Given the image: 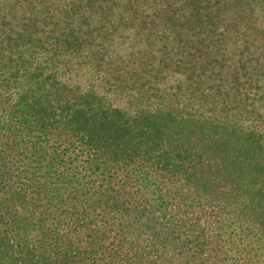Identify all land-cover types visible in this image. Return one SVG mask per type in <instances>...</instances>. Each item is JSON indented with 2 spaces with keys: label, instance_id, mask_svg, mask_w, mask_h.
Here are the masks:
<instances>
[{
  "label": "trees",
  "instance_id": "obj_1",
  "mask_svg": "<svg viewBox=\"0 0 264 264\" xmlns=\"http://www.w3.org/2000/svg\"><path fill=\"white\" fill-rule=\"evenodd\" d=\"M209 206L264 255V0H0V264L186 262Z\"/></svg>",
  "mask_w": 264,
  "mask_h": 264
},
{
  "label": "rangeland",
  "instance_id": "obj_2",
  "mask_svg": "<svg viewBox=\"0 0 264 264\" xmlns=\"http://www.w3.org/2000/svg\"><path fill=\"white\" fill-rule=\"evenodd\" d=\"M206 209L210 217L209 223L206 224V227H209L210 243L202 255L192 254L193 257L189 256L186 262L176 259V255L173 258L176 260L168 262L166 259H155L154 263H150V257L154 258L156 255L151 254L146 236L135 246L130 240L124 244L115 231L103 236L86 232L73 234L68 231L69 225L65 223L59 231L57 241H53L60 247H67L72 243L74 251L71 252H79H68L71 254L70 264H123L124 258H127L129 264H135L134 261L139 264H264V255L255 251V247L250 243L252 237L239 230L235 218L222 212H218L214 217L215 207L209 206ZM51 214L55 217L58 212L51 210ZM3 230L6 229L2 228L1 234L6 233Z\"/></svg>",
  "mask_w": 264,
  "mask_h": 264
}]
</instances>
